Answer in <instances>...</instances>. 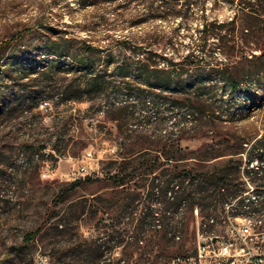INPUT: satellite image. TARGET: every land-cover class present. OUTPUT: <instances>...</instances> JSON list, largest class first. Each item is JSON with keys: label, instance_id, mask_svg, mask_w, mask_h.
<instances>
[{"label": "rangeland", "instance_id": "374dc122", "mask_svg": "<svg viewBox=\"0 0 264 264\" xmlns=\"http://www.w3.org/2000/svg\"><path fill=\"white\" fill-rule=\"evenodd\" d=\"M76 1L0 0V264H167L195 247L196 226L188 201L181 217L168 205L166 181L187 186V174L208 173L227 175L225 189L254 188L239 152L264 135V0H179L189 21L145 20L137 2ZM41 22L65 40L28 34ZM48 43L68 56L35 48ZM21 45L33 50L20 56ZM163 57L175 67L162 71ZM227 78L248 95L231 92ZM150 98L162 105L161 124L131 128ZM161 126L166 136L155 133ZM87 151L98 176L61 178ZM162 209L171 226L183 218L171 227L179 240L153 227Z\"/></svg>", "mask_w": 264, "mask_h": 264}, {"label": "trees", "instance_id": "16d2710c", "mask_svg": "<svg viewBox=\"0 0 264 264\" xmlns=\"http://www.w3.org/2000/svg\"><path fill=\"white\" fill-rule=\"evenodd\" d=\"M156 1L157 0H77L76 3L78 6L85 9L87 7L99 8L102 6H110V7L128 6L132 2H137L143 6L144 13L141 16H144L143 18L145 20L156 19V18L166 19L169 17L172 19H176V17H180V18L185 19L186 21L193 19V15L190 14L189 11L187 10L182 11V10L177 9L178 8L177 3L179 0H159L155 6ZM190 2L191 0L186 1L185 4L187 8ZM201 2L203 3L204 1H200V3ZM162 4H164V6L166 4H170L171 7L169 8L168 14L165 13V11H162V8H163ZM99 20H101L102 22L106 21V19L103 16V12L100 13ZM201 26L203 29L202 31L204 33V31L210 25L206 22V20H203ZM29 33L50 34L51 36H54L53 37L54 41H64L65 38L63 37L66 35L65 31L57 32V30H52V28L49 25L43 22L37 23L36 25H34L31 29L28 30V34ZM19 36L22 37V34H20ZM7 45L8 43L6 41L0 43V62L2 61V57L5 55L4 51ZM35 48L40 51L44 49V52L53 53L57 56H65L68 54L67 52H65V49H63L64 47H54L52 43H48V45H44L43 47H35ZM85 49L88 52L97 50L96 47H93L92 44H89V43L85 45ZM32 50H33V47H23V45H21L19 47L18 54L20 56L23 54H29ZM201 50L204 51L205 48H202ZM81 65L83 64L81 63ZM158 66H160V64L155 65L156 68ZM170 67L171 68L175 67V63L172 60L166 57H163L162 58V71H164V68L168 69ZM116 72L118 74H123V73H126L127 71H125L123 68H118ZM224 80L230 86L231 92H238L241 94L248 95V93L240 87V84L236 80L232 78H229V79L227 78ZM87 93H89L88 90H87ZM243 150L245 151H242L239 153L240 154L245 153L244 154L245 159L243 162L244 174L246 177L249 178L247 179L248 184H250L249 181L254 184L252 185V187L254 186L253 190L250 191L248 194H254L258 199L256 203L248 204V207H249L250 212L256 213L257 215L264 217V135H262L258 140H256L255 143H253L248 149L245 148ZM254 163H255V166H254ZM240 166L242 165L240 164ZM254 175H257L258 178L256 181H259L258 183H256V181L254 180L251 181ZM90 179L91 178H86L84 180L75 181L73 182V184L79 183L80 181L90 180ZM184 179L185 180L183 182H186L187 186H180L179 184L172 185V182L166 181L164 183L165 187L163 189L164 191L163 195L165 196L167 203L168 202L170 203L168 205L169 206L171 205L174 207L175 213L180 215L178 217H181V210H182L181 204H183L182 202L184 201H188L190 203V207L188 209L191 210L192 217H193V210L195 208H198L202 217L209 218L211 216H216V214L219 213V211L222 209L223 203L227 201L228 198L233 200L236 197L242 196L246 192H248V190L239 188L237 184L233 182L228 183L227 185L229 188L225 189L222 186V184L226 182L227 175L220 176L216 174L197 173L195 175L187 174V176H185ZM120 185H123L122 181ZM170 185H172L171 189H169ZM246 199H247L246 197L241 198L238 201L237 206L239 208H242L245 204ZM155 215L158 216L157 213H155ZM170 215H171V212L168 211V209H165V210L162 209V221L156 219L157 222L153 223V227L158 228L160 231L162 230L163 237L164 235L167 236L168 234H170L171 240H172V239H175L176 236H178L175 233L176 230L173 231V229H177V227H182L183 224L181 220L183 218L179 219L175 226L172 225L173 226V229H172L171 228L172 226L170 224H172L173 218H171ZM38 232L39 230H37L33 234L26 235L24 237V240L26 242L31 241L35 237V234H37ZM141 242L142 241L140 239H137L135 240L134 243L138 247L137 244ZM193 250L194 248H191L188 251L177 253L176 255H173L172 258L180 254H187L188 252H191V251L193 252Z\"/></svg>", "mask_w": 264, "mask_h": 264}, {"label": "built area", "instance_id": "2783aa9c", "mask_svg": "<svg viewBox=\"0 0 264 264\" xmlns=\"http://www.w3.org/2000/svg\"><path fill=\"white\" fill-rule=\"evenodd\" d=\"M161 117L162 105H156V102L150 98L149 103H143L141 111L134 113L135 120L130 127L140 132H152V125L158 124ZM185 117V121L191 124V114L185 113ZM155 133L162 137V135L166 136L168 131L162 130L161 126ZM110 152L115 153V148ZM98 174L92 152L87 151L80 160L71 163L66 173L61 174L60 177L65 181L75 182L95 178ZM248 195L250 194L225 201L219 211V217L204 218L198 208H195L193 210L196 226L194 250L174 256L167 264H264V217L250 212L248 204L256 203L258 199L255 195L251 197ZM245 197L247 199L244 206L239 208L238 201ZM175 239L179 240L180 237L176 236Z\"/></svg>", "mask_w": 264, "mask_h": 264}, {"label": "water", "instance_id": "95a60500", "mask_svg": "<svg viewBox=\"0 0 264 264\" xmlns=\"http://www.w3.org/2000/svg\"><path fill=\"white\" fill-rule=\"evenodd\" d=\"M213 241H215V239H213Z\"/></svg>", "mask_w": 264, "mask_h": 264}]
</instances>
